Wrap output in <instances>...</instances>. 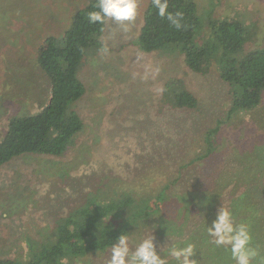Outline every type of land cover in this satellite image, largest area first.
Here are the masks:
<instances>
[{"label":"rangeland","instance_id":"obj_1","mask_svg":"<svg viewBox=\"0 0 264 264\" xmlns=\"http://www.w3.org/2000/svg\"><path fill=\"white\" fill-rule=\"evenodd\" d=\"M86 1L0 0V133L7 118L33 113L47 103L49 86L36 63L38 48L46 38L61 36ZM148 1L139 0L138 16L129 31L105 24L100 40L107 52L102 48L85 57L78 75L85 93L72 105L83 128L73 137V145L59 157L23 154L0 166V258L24 260L27 241L51 237L57 218L87 195L159 191L174 181L176 190L220 184L234 189L261 182L264 91L256 108L219 126L216 149L207 160L179 174L180 166L205 150V132L225 120L228 87L213 69L202 75L190 72L178 51L141 49L138 35ZM193 1L200 21L196 45L211 39V19L228 17L245 29L238 57L264 49V0ZM182 90L196 97V110L177 109L171 103ZM161 222L166 227L173 222L179 232H136L129 236L130 249L153 234L157 252L169 264H176L168 257L169 249L188 243L195 245L198 264H210L216 246L211 243L212 249L205 250L187 240L185 233L200 223ZM110 250L69 263L108 264Z\"/></svg>","mask_w":264,"mask_h":264},{"label":"trees","instance_id":"obj_2","mask_svg":"<svg viewBox=\"0 0 264 264\" xmlns=\"http://www.w3.org/2000/svg\"><path fill=\"white\" fill-rule=\"evenodd\" d=\"M96 3L97 0H87L72 16L61 36L46 38L38 48L36 63L48 80L49 99L38 111L7 118L0 133V166L23 154L62 156L73 145V137L82 130V119L72 105L85 93L78 77L85 57L89 52L96 53L103 48L100 36L104 25L88 21V13L98 10ZM168 3L169 12L183 13L182 27L176 29L166 18L159 17L158 10L149 0L138 35L141 49L148 53L175 54L178 51L183 55L186 68L195 74L215 70L219 80L228 87L229 98L225 120L216 122V127L205 132V150L198 157L179 165V174L182 175L184 171L190 172L189 168L196 163L207 160L216 149L214 135L221 124L260 104L264 91V49L238 57L237 53L244 44L245 29L239 21L228 17L211 19V39L196 45L194 41L200 25L196 3L193 0H168ZM171 103L177 109L196 110L198 106L196 97L187 90L176 93ZM262 173L258 178L260 183L235 185L234 189H225L227 185L220 184L176 190L172 189L176 186L174 181L159 191L130 190L97 198L87 195L80 198L66 215L57 218L51 237L27 241L24 260L0 258V264H71L70 260L80 261L87 255L109 249L122 234L152 233L153 225L157 226V232H179V227L172 226L173 222L167 227L161 224L164 219L183 220L184 225L188 221L200 223L187 228L185 233L187 240L204 246L206 250L211 248L206 225H211L222 206L232 212L235 223L249 226L251 246L259 253L252 264H264ZM167 208L171 210L167 212ZM159 226L163 228L158 231ZM225 251L224 247L216 246L213 255L212 249L210 264H235L230 251L228 254Z\"/></svg>","mask_w":264,"mask_h":264},{"label":"clouds","instance_id":"obj_3","mask_svg":"<svg viewBox=\"0 0 264 264\" xmlns=\"http://www.w3.org/2000/svg\"><path fill=\"white\" fill-rule=\"evenodd\" d=\"M152 4L158 10L159 17L166 18L176 29L182 27L183 13L169 12L168 0H152ZM96 8L98 10L88 13L89 23L105 25L111 22L127 32L129 26L137 19L139 0H97ZM107 50L105 46L103 51L107 52ZM159 91L163 92L164 89L161 88ZM156 227L153 225L154 231ZM205 231L211 238L212 244L230 251L235 264H252L259 255L257 249L251 246L252 236L249 226L245 223H235L232 212L226 207L222 206L218 209L215 219L210 226L206 225ZM110 251L108 264H169L168 258L157 252L153 234L142 239L134 251L129 247V236L119 235L116 242L111 245ZM195 256V245L192 243H188L185 247L172 246L168 251V257L173 258L176 264H198Z\"/></svg>","mask_w":264,"mask_h":264}]
</instances>
